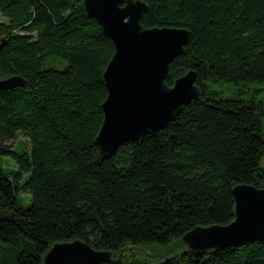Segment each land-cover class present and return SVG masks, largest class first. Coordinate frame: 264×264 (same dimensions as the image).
I'll use <instances>...</instances> for the list:
<instances>
[{
  "label": "trees",
  "instance_id": "16d2710c",
  "mask_svg": "<svg viewBox=\"0 0 264 264\" xmlns=\"http://www.w3.org/2000/svg\"><path fill=\"white\" fill-rule=\"evenodd\" d=\"M140 1L144 27L189 31L165 82L194 71L200 94L103 158L94 139L113 42L83 0H0V80L24 82L0 89V264H44L76 239L113 253L101 264H264V240L206 253L181 242L233 220L235 185L264 189V0ZM141 245L166 252L126 254Z\"/></svg>",
  "mask_w": 264,
  "mask_h": 264
},
{
  "label": "water",
  "instance_id": "95a60500",
  "mask_svg": "<svg viewBox=\"0 0 264 264\" xmlns=\"http://www.w3.org/2000/svg\"><path fill=\"white\" fill-rule=\"evenodd\" d=\"M114 45L103 81L107 91L101 107L103 120L94 139L99 154L110 158L125 143L154 133L175 119L200 90L196 72L189 71L166 84L172 62L189 42L184 28H146L147 10L140 0H83ZM20 76L0 80V89L23 86ZM234 218L227 225L197 226L181 237L191 253L217 252L226 247L264 240V189L237 184L232 188ZM111 251L94 250L76 239L55 243L44 254V264H101Z\"/></svg>",
  "mask_w": 264,
  "mask_h": 264
},
{
  "label": "rangeland",
  "instance_id": "374dc122",
  "mask_svg": "<svg viewBox=\"0 0 264 264\" xmlns=\"http://www.w3.org/2000/svg\"><path fill=\"white\" fill-rule=\"evenodd\" d=\"M7 19L3 16L0 15V22H6ZM16 149L18 151H21L23 149H27V143L26 140L23 137H18L15 141ZM2 165L6 171H9L10 169L14 168L13 161L9 157H2L1 158ZM11 174H9V178L12 180ZM24 180V178L22 179ZM19 204L21 207L27 206L30 202L29 195L26 193H19L17 195ZM166 252V247H160L156 245H141V246H133L130 248L126 254H134L137 258H153L157 259L161 255L165 254Z\"/></svg>",
  "mask_w": 264,
  "mask_h": 264
}]
</instances>
